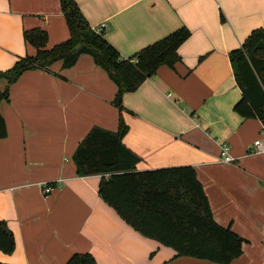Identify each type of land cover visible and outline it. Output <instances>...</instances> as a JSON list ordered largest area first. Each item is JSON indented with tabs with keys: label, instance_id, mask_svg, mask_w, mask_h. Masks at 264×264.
<instances>
[{
	"label": "crops",
	"instance_id": "1",
	"mask_svg": "<svg viewBox=\"0 0 264 264\" xmlns=\"http://www.w3.org/2000/svg\"><path fill=\"white\" fill-rule=\"evenodd\" d=\"M75 1L122 56L180 24L189 28L172 67L160 64L122 93V141L138 155L136 169L191 165L213 219L243 237L225 264H264V128L232 108L240 90L228 58L251 28L264 26V0ZM33 26L45 29L47 47L66 38L59 0H0V69L34 52L22 38ZM3 87L0 218L14 245L0 250V261L63 264L88 251L97 264H223L174 255L141 235L98 195L99 173H76L71 155L88 128L117 126L116 85L89 53L69 66L56 59L23 69L10 82L0 76ZM221 145L230 161L220 158Z\"/></svg>",
	"mask_w": 264,
	"mask_h": 264
},
{
	"label": "trees",
	"instance_id": "2",
	"mask_svg": "<svg viewBox=\"0 0 264 264\" xmlns=\"http://www.w3.org/2000/svg\"><path fill=\"white\" fill-rule=\"evenodd\" d=\"M59 7L67 37L47 47L44 28H23L22 38L34 52L17 56L11 65L0 69V76L10 82L23 69L45 66L56 59L69 66L79 53H89L116 85L112 102L117 107V126L113 130L96 124L88 128L71 155L76 173H99L98 195L133 229L170 246L174 255L228 263L240 254L243 237L213 219L193 167L179 164L136 169L138 155L122 141L127 129L121 115L122 93L135 89L160 64L172 67L180 59L177 47L189 35V28L180 24L122 56L105 38L102 26L89 24L75 0H59ZM228 58L240 90L232 108L242 117L256 116L264 128V26L251 28L238 46L229 49ZM6 97L3 87L0 99ZM4 135L0 114V137ZM13 245V233L0 218V250L9 253ZM63 264L97 263L90 252L75 251ZM157 264H167V260Z\"/></svg>",
	"mask_w": 264,
	"mask_h": 264
},
{
	"label": "built area",
	"instance_id": "3",
	"mask_svg": "<svg viewBox=\"0 0 264 264\" xmlns=\"http://www.w3.org/2000/svg\"><path fill=\"white\" fill-rule=\"evenodd\" d=\"M253 143L255 144L256 150H260L262 148L258 142V139H254ZM220 158L225 160V161H230L232 159V156L227 151H225L224 145H221ZM49 188H50L49 185H44L43 190L47 191Z\"/></svg>",
	"mask_w": 264,
	"mask_h": 264
}]
</instances>
